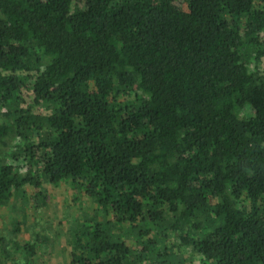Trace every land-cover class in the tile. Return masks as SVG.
Returning <instances> with one entry per match:
<instances>
[{"label": "trees", "instance_id": "obj_1", "mask_svg": "<svg viewBox=\"0 0 264 264\" xmlns=\"http://www.w3.org/2000/svg\"><path fill=\"white\" fill-rule=\"evenodd\" d=\"M63 183L68 264H264V0H0V206Z\"/></svg>", "mask_w": 264, "mask_h": 264}, {"label": "rangeland", "instance_id": "obj_2", "mask_svg": "<svg viewBox=\"0 0 264 264\" xmlns=\"http://www.w3.org/2000/svg\"><path fill=\"white\" fill-rule=\"evenodd\" d=\"M49 201L47 205L42 206L35 212L32 201L24 204L20 200H11L5 205L0 206V237L10 236L8 233L13 221L19 218L23 220L26 217L25 235L45 238L51 243L49 254L44 255L41 249L39 257H37L38 264H68L69 255L72 247L68 243L69 235L67 234L66 225L63 220L84 219V214H91L95 211V203L82 196V191L75 189V196L79 197L77 201L79 204L73 203L72 199L74 191L68 186V183L60 184L59 186H47ZM31 194L33 189L27 188ZM34 193V192H33ZM62 223V225L60 224ZM14 236H11V239ZM179 242V241H177ZM182 252V249H179ZM23 258V253L15 254L13 261ZM0 259H5L4 253L1 251L0 245ZM13 261H8V264H14Z\"/></svg>", "mask_w": 264, "mask_h": 264}]
</instances>
